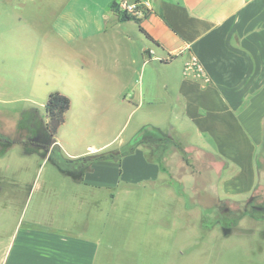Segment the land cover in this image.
Returning <instances> with one entry per match:
<instances>
[{
	"label": "rangeland",
	"instance_id": "obj_1",
	"mask_svg": "<svg viewBox=\"0 0 264 264\" xmlns=\"http://www.w3.org/2000/svg\"><path fill=\"white\" fill-rule=\"evenodd\" d=\"M63 1L0 0V257L18 219L35 217L86 226L110 245L105 264H264V211L251 209L264 208V145L252 196L221 199L218 159L188 150L196 141L171 133L168 96L140 106L82 97L96 88L83 85L78 55L53 32ZM52 92L70 99L58 145L45 127ZM137 138L151 159L163 161L160 181L92 190L57 164L105 142L102 152H120L122 142L126 148Z\"/></svg>",
	"mask_w": 264,
	"mask_h": 264
},
{
	"label": "crops",
	"instance_id": "obj_2",
	"mask_svg": "<svg viewBox=\"0 0 264 264\" xmlns=\"http://www.w3.org/2000/svg\"><path fill=\"white\" fill-rule=\"evenodd\" d=\"M117 1L64 0L55 16L53 32L78 55L81 82L96 88L82 97L140 106L168 96L171 133L193 138L188 150L218 159L220 198L252 196L264 145V0H142L147 9L136 20H121ZM190 57L208 82L183 74ZM109 144L67 157L99 154ZM148 150L138 144L71 177L92 190L160 181L163 161ZM8 237L0 264H105L104 248L109 256L110 245H100L86 226L72 230L49 219L19 218Z\"/></svg>",
	"mask_w": 264,
	"mask_h": 264
},
{
	"label": "trees",
	"instance_id": "obj_3",
	"mask_svg": "<svg viewBox=\"0 0 264 264\" xmlns=\"http://www.w3.org/2000/svg\"><path fill=\"white\" fill-rule=\"evenodd\" d=\"M115 9V3L113 5ZM121 20H136V18L131 16L123 15L120 17ZM45 118H46V131L49 137L54 140L55 135L59 127L65 121V115L70 108V99L60 94L59 92H52L48 95L47 100L43 106ZM140 144L139 138L133 139L128 147L115 152H101L99 154L85 156L83 158H79L77 160H73L70 162H66L63 160H58L59 166L63 170H69L76 173H81L85 170L91 163L98 161V160H106V159H118L119 157L126 155L133 151V149ZM177 150L180 154L184 157V153L182 152L180 147H177Z\"/></svg>",
	"mask_w": 264,
	"mask_h": 264
},
{
	"label": "built area",
	"instance_id": "obj_4",
	"mask_svg": "<svg viewBox=\"0 0 264 264\" xmlns=\"http://www.w3.org/2000/svg\"><path fill=\"white\" fill-rule=\"evenodd\" d=\"M147 9L146 4L142 0H119L115 2V12L118 16H131L136 19L142 18ZM183 74L194 78H203L205 82H208L201 64L194 57H190L184 63Z\"/></svg>",
	"mask_w": 264,
	"mask_h": 264
},
{
	"label": "water",
	"instance_id": "obj_5",
	"mask_svg": "<svg viewBox=\"0 0 264 264\" xmlns=\"http://www.w3.org/2000/svg\"><path fill=\"white\" fill-rule=\"evenodd\" d=\"M57 164L59 165V162L57 161ZM251 201V199L249 200V202ZM248 202V203H249ZM251 209H252V211L253 212H262V211H264V208L263 207H261V206H251Z\"/></svg>",
	"mask_w": 264,
	"mask_h": 264
},
{
	"label": "flooded vegetation",
	"instance_id": "obj_6",
	"mask_svg": "<svg viewBox=\"0 0 264 264\" xmlns=\"http://www.w3.org/2000/svg\"><path fill=\"white\" fill-rule=\"evenodd\" d=\"M254 199H251V201L247 204L248 206L253 203Z\"/></svg>",
	"mask_w": 264,
	"mask_h": 264
}]
</instances>
